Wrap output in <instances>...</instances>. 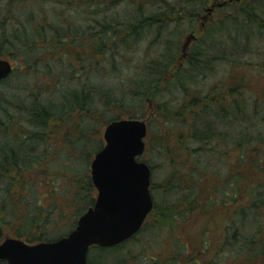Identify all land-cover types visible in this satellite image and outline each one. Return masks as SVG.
Returning a JSON list of instances; mask_svg holds the SVG:
<instances>
[{"label":"trees","instance_id":"16d2710c","mask_svg":"<svg viewBox=\"0 0 264 264\" xmlns=\"http://www.w3.org/2000/svg\"><path fill=\"white\" fill-rule=\"evenodd\" d=\"M234 1L214 5L213 11L220 7L229 12L209 28L201 24L194 33L211 0H55V4L0 0V57L11 60L14 67L2 81L14 90L6 105L0 102L5 106L0 113V178L7 180L3 190L10 194V200L7 195L0 198V227L16 202L21 225L40 228L37 239L23 233L18 238L34 244L66 235L55 238L48 231L51 217L57 216L58 221L64 215L60 208L38 204L30 212L31 200L24 208L26 195L16 187V176L36 170V164L46 160L44 155L69 158L73 165L64 182L74 187V195L67 200H85L76 226L97 196L90 158L104 146L99 137L103 128L114 120L145 119L149 114L141 159L152 170L153 211L130 240L111 248L93 246L88 264L100 263L92 262V253L93 260L113 262L119 249L147 231L152 216L161 229L163 222L184 215L190 218L195 212L207 216L200 242L204 256L211 253L214 240L219 254L204 261L190 257L187 264H264V199H253V178L264 173V126L260 125L264 111L257 108L264 107V97L250 96L236 61L228 55L230 49L234 55L246 53L261 40L264 0H239L240 7L232 12ZM81 16L88 21H78ZM185 26L193 29L195 39L184 50ZM220 63L229 64L231 71L216 78ZM15 126L23 141H12L8 134ZM56 128L69 132L64 139L50 142ZM32 144L47 146L35 157L21 151V146ZM215 164H224L226 171L213 181L216 173L209 168ZM156 172L161 176L158 189L154 188ZM32 183L28 178L19 187L31 195L36 192ZM48 184L55 194L54 179L49 178ZM11 186L18 195L11 194ZM155 191L175 199L161 207ZM214 191L219 204L211 200ZM245 192L253 196L250 204L241 203ZM225 207L228 213L218 219L217 209ZM172 235L179 243L178 235ZM181 252L176 249V257L167 262L178 264ZM226 252L230 259L220 255ZM132 256L128 261H136Z\"/></svg>","mask_w":264,"mask_h":264},{"label":"rangeland","instance_id":"374dc122","mask_svg":"<svg viewBox=\"0 0 264 264\" xmlns=\"http://www.w3.org/2000/svg\"><path fill=\"white\" fill-rule=\"evenodd\" d=\"M57 1V0H56ZM225 0H211V2L208 4V7H211L212 4L214 3H222ZM52 4H55V0H51ZM237 2V4H236ZM240 1H234L233 6L235 9H232V12L236 8L240 7ZM251 2V1H250ZM49 3V2H48ZM79 3V1H78ZM47 5V2H45ZM226 12H229V9L226 10ZM224 9H215L214 11L202 13L199 17V22L197 26L195 27L194 33L199 29V27L204 25L206 28H209L212 26L213 23L218 21L219 18L223 17L226 14ZM78 21H83L87 22L88 17L87 16H81L78 17ZM203 18V19H202ZM185 32H183V42L187 40L188 37L193 36L194 33L193 29L189 28L188 26H185ZM262 30V26H260ZM259 29V28H258ZM260 29V30H261ZM219 38V37H218ZM261 40L259 42H256V44L250 47V51L242 52H236V55L232 52L230 49L228 52V55L230 57L231 62L236 61L235 66L236 69L240 71L242 76L244 77V81L246 84H248L247 87L250 89V96L252 97H264V35L260 37ZM229 48V46H227ZM73 48H75L73 46ZM234 61V62H235ZM229 65V64H228ZM227 64L222 65L221 63L216 66L215 70H218L215 72L216 78L222 77L225 73H229L231 71V68H229ZM240 66V68H238ZM242 70V71H241ZM212 75V76H214ZM11 76V75H10ZM9 76V77H10ZM241 76V77H242ZM211 78L208 80V83H211ZM6 80V79H5ZM4 81V80H3ZM36 79L35 76L32 75V80L30 83H35ZM11 90H14V87L10 88L9 91V85L6 83L0 82V102L6 105V102L10 98L11 95ZM4 105L0 104V113H3V107ZM154 105L152 104V107ZM156 106L154 107V111H158L155 109ZM260 111H264V107L262 105H258L257 107ZM153 110H151L152 112ZM150 112V111H149ZM260 116V115H259ZM258 116V120H259ZM145 119H150L149 114L148 116L145 117ZM263 125L264 124H260ZM259 126V125H257ZM103 132L99 135L101 139L104 141V130ZM222 130V129H221ZM264 131V129L262 130ZM56 134L49 137L50 142H57L60 138L64 139L66 136L68 129L66 128H56L55 129ZM262 132H258V136ZM11 134L12 141L20 140L23 141L24 137L22 136V132L17 130V126L14 128H11L9 130V133ZM47 145H39L36 146V144H32L31 146H21V151H29L30 154H32L33 157H35L37 154L42 155L43 151ZM61 146L59 145V148ZM235 154V153H234ZM233 154V156H234ZM44 158L46 160H43L41 163H37L36 165V170L26 172L27 176H16L15 180V185L18 189L22 191L24 195H26L25 200L23 202L24 208L27 205V201L31 200L32 203L28 206L30 209V212H35V205L42 204L43 206L47 207L50 209L52 206H56L60 208L64 215L61 217H58V221L56 220L57 216L54 215V217H51V224H50V229L49 234L52 237H58L63 234L69 233L75 226V221H76V216H78V212L80 208H84L85 205V200L84 198L81 199H75L72 202H68L67 198H72L74 195V187H68L66 185L67 182H64V178L67 176L66 172H68V167L72 166L73 163L72 161L67 158V160L64 158L62 159L61 157H57L56 155H49L45 156ZM90 174H91V163L94 159L93 157L90 158ZM235 159L233 158V161ZM247 161L241 162L242 165L246 164ZM224 166V164H221ZM219 164V167L215 165H211L209 168L212 171H214L213 178L211 180H216L217 177H221V174H225L226 168H223ZM44 169V170H43ZM64 169V171H62ZM29 173V176H28ZM64 175V176H62ZM31 180V182H34L35 186V193H32L31 195H28L25 193L24 187L20 188L19 184H23V182L28 179ZM53 178L54 179V186L57 188V192L52 193V186L51 184H48V179ZM5 181L6 179L3 180V178H0V198L1 200L4 198L5 195L9 197L10 200V194H7L5 192L4 187H5ZM154 188L158 189L161 184V176L156 173H154ZM254 182V187L256 188L253 196V199H264V173L255 175L253 178ZM17 183V184H16ZM223 185V182H222ZM11 191L13 195H18L19 192L14 191L13 186H11ZM78 190V189H77ZM229 190V188H227ZM154 194L156 195V199L159 202V205L161 207H164L165 204H168L170 201H173L175 199L174 195H168V197L163 198L159 192L155 191ZM80 195H84L81 193ZM96 195V193H95ZM252 195L249 194V192H245L244 195L241 197V203L244 204H250V199L253 197ZM215 199V200H214ZM0 200V201H1ZM211 200L212 202H215L219 204V198L217 196V193L214 191L211 195ZM11 203V202H10ZM9 203V207H10ZM11 210L7 212L6 217H4V221L6 220L5 224H2L0 229H1V236H0V243L5 240L6 238H18V233H23L24 235L29 236H34V239H37L40 237V228L35 229V228H28L25 226H22V217L19 215L21 214L20 209H19V203L13 202L11 203ZM80 206V207H79ZM163 209V208H162ZM227 208L225 207L222 210L217 209V214L216 216L218 219L222 218L224 214H226ZM58 211L56 212V214ZM18 216V217H17ZM187 215H184L183 217H180L177 221L174 219H171L167 224L164 222L161 224V229L158 228L157 226V220L155 219L154 216H152L147 225V231L144 232L143 234H140L137 236L135 239L134 243L128 242L124 247L118 250V253L113 252L112 257L115 259L113 262L109 263L106 262V259L101 258L100 261L98 258L94 259L95 253H92V262L98 264H169L168 262H171L172 260H168L170 257L174 255V251L181 250L182 257L178 260V264H187L188 259L190 257H194V259H197L198 261H204V260H210L211 258H216L219 254V247H218V241H212V248H211V253L208 255V257H205V250L202 247L203 244L201 242V237L205 228V223L207 222V216L201 215V212H195L192 213L190 218H186ZM175 224L177 226H175ZM208 227V226H207ZM206 227V228H207ZM172 230H174L172 232ZM52 231V232H51ZM175 232L176 235H178V238H180V242L176 243L175 241H179L176 239L175 236L172 234ZM214 235V234H213ZM172 236L175 239H172ZM175 246H173V245ZM95 252V251H94ZM94 255V256H93ZM129 255H133L132 259L136 258V261L131 260V258L128 261ZM217 255V256H216ZM220 255H226L228 258L230 254L228 252L220 254ZM111 257V258H112ZM176 255H174V258ZM154 259H157L158 261H155ZM230 259V258H229ZM168 260V262H167ZM216 260L214 259V262ZM102 262V263H101ZM174 264V263H170ZM176 264V263H175Z\"/></svg>","mask_w":264,"mask_h":264},{"label":"water","instance_id":"95a60500","mask_svg":"<svg viewBox=\"0 0 264 264\" xmlns=\"http://www.w3.org/2000/svg\"><path fill=\"white\" fill-rule=\"evenodd\" d=\"M191 39L195 36L188 37L184 50ZM12 72L10 60L0 58V82ZM147 133L145 120L112 121L104 132V147L91 164V177L98 191L94 205L68 235L57 240L29 244L19 238H6L0 243V261L88 264L92 246L114 247L136 235L154 207L151 169L139 160L146 149Z\"/></svg>","mask_w":264,"mask_h":264}]
</instances>
